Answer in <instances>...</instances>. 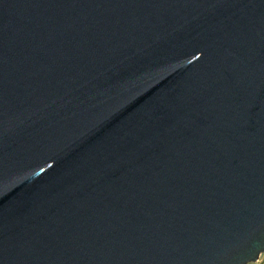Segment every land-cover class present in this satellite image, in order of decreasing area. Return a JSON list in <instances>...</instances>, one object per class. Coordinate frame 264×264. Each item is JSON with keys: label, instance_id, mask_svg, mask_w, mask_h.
<instances>
[{"label": "water", "instance_id": "1", "mask_svg": "<svg viewBox=\"0 0 264 264\" xmlns=\"http://www.w3.org/2000/svg\"><path fill=\"white\" fill-rule=\"evenodd\" d=\"M264 0H0V264H254Z\"/></svg>", "mask_w": 264, "mask_h": 264}, {"label": "rangeland", "instance_id": "2", "mask_svg": "<svg viewBox=\"0 0 264 264\" xmlns=\"http://www.w3.org/2000/svg\"><path fill=\"white\" fill-rule=\"evenodd\" d=\"M263 260H264V254L260 257L259 262L254 263V264H260Z\"/></svg>", "mask_w": 264, "mask_h": 264}, {"label": "crops", "instance_id": "3", "mask_svg": "<svg viewBox=\"0 0 264 264\" xmlns=\"http://www.w3.org/2000/svg\"><path fill=\"white\" fill-rule=\"evenodd\" d=\"M260 264H264V260Z\"/></svg>", "mask_w": 264, "mask_h": 264}]
</instances>
